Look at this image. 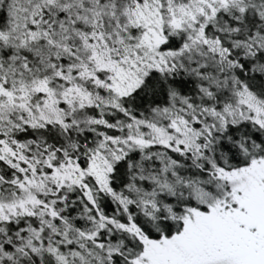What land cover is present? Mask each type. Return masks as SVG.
Segmentation results:
<instances>
[{"label": "snow or ice", "instance_id": "obj_1", "mask_svg": "<svg viewBox=\"0 0 264 264\" xmlns=\"http://www.w3.org/2000/svg\"><path fill=\"white\" fill-rule=\"evenodd\" d=\"M0 264H264V0H0Z\"/></svg>", "mask_w": 264, "mask_h": 264}]
</instances>
